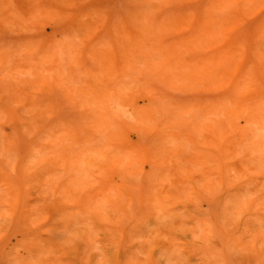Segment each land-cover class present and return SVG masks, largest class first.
<instances>
[{
	"label": "rangeland",
	"instance_id": "obj_1",
	"mask_svg": "<svg viewBox=\"0 0 264 264\" xmlns=\"http://www.w3.org/2000/svg\"><path fill=\"white\" fill-rule=\"evenodd\" d=\"M0 264H264V0H0Z\"/></svg>",
	"mask_w": 264,
	"mask_h": 264
},
{
	"label": "bare ground",
	"instance_id": "obj_2",
	"mask_svg": "<svg viewBox=\"0 0 264 264\" xmlns=\"http://www.w3.org/2000/svg\"><path fill=\"white\" fill-rule=\"evenodd\" d=\"M97 108H98V107H97ZM68 185H69L68 188H69L70 190H74V188H76V187L79 186V181L72 179V180H70V183H69ZM240 202H241L242 204H245V203H246L244 200H241Z\"/></svg>",
	"mask_w": 264,
	"mask_h": 264
}]
</instances>
